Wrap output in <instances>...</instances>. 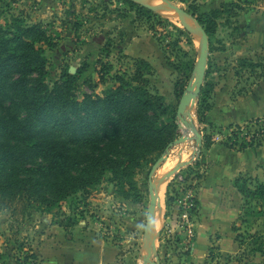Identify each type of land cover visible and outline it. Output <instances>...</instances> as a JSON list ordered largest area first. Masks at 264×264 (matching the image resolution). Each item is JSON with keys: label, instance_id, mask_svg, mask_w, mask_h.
Here are the masks:
<instances>
[{"label": "rangeland", "instance_id": "374dc122", "mask_svg": "<svg viewBox=\"0 0 264 264\" xmlns=\"http://www.w3.org/2000/svg\"><path fill=\"white\" fill-rule=\"evenodd\" d=\"M167 1L196 20L200 18L207 25L216 27V33L208 37L204 83L207 81L212 85L210 104L212 108L218 105L222 109L221 123L225 125L210 123L209 113L208 123L200 125L196 116L199 99L191 112L193 118L188 113L184 116L187 124L177 115L183 96L178 97L175 86L182 72L189 76L186 88L194 81V73H190L189 68L195 66L202 44L197 32L180 24L183 22L180 19L174 22L159 13V18L152 17L146 10H136L121 0H0V28L8 29L15 18H21L28 26L40 23L48 31L51 42L57 46L53 49L43 46L48 60L44 84L54 90L57 84L65 82L63 74L78 76V80L67 86L62 95L65 99L70 95L73 97L72 102L77 107L75 112H80L77 104L84 108L87 96L104 97L117 88V78H123L130 86H139V82L132 79L139 59L126 57L121 47L133 37L134 32L141 33L145 42L153 36L160 50L150 41L145 45L144 51L155 55L145 76V86L151 94L163 98L164 106L168 108L164 122L177 127L170 154L166 152L161 157L168 160L158 170L166 164L171 167L179 157L185 158L177 161L182 163L174 169L181 168L164 182L163 223L160 231H151L150 247L146 242L150 179L157 183L158 170L153 173V168L161 158L153 166L135 171L134 180L142 199L137 200L133 193H123L114 187L112 176L106 173L87 199L82 193L65 199L53 214H45L35 204L30 207L17 204L0 212V264H45L46 261L47 264H87L101 254L84 252L92 247L105 251L104 262L107 264H264L263 202L245 208L242 204L238 234L246 238V244L236 257L225 258L220 253L218 236L212 238L206 259L198 263L192 256L197 242L200 212L197 201L202 180L215 165L206 160L205 137L211 135L214 144L226 145L236 132L239 138L232 141L236 149L252 140L261 142L264 149V133L256 135L263 128L256 124L257 119L241 122L253 115L252 108L261 107L264 113V85L256 89L264 84V0ZM151 2L164 10L161 5ZM192 8H195V13ZM202 27L205 30V26ZM242 60H248L249 64L244 66ZM82 70L86 71L82 74ZM2 92H6L15 103L20 98V103L23 102L22 93L13 95L8 89ZM9 100L0 96V156H17L12 164L14 168L34 167L38 159L27 155L24 148L9 147L15 144L9 138L11 130H5L6 126L12 119L21 121L28 118L25 106H14ZM260 119L264 122V117ZM237 126L241 127L240 131ZM195 130L202 136V147L198 145ZM62 137L70 139L69 134ZM185 138L188 140L184 141ZM7 139L10 143L6 147L3 143H8ZM181 140L182 143L175 144ZM210 158L220 165L233 164L231 167L234 169L243 162L240 154H221L215 149ZM187 163L190 164L184 167ZM246 180L251 188L260 183L258 179ZM167 193L172 198L168 207L165 205ZM75 212L84 214V219L79 220L68 233L57 223L60 218L54 214L68 217ZM250 235H259L262 240L252 241ZM41 248L45 259L38 254ZM256 249L257 252L254 251Z\"/></svg>", "mask_w": 264, "mask_h": 264}, {"label": "trees", "instance_id": "16d2710c", "mask_svg": "<svg viewBox=\"0 0 264 264\" xmlns=\"http://www.w3.org/2000/svg\"><path fill=\"white\" fill-rule=\"evenodd\" d=\"M121 1L136 10H146L152 17L160 16L137 3ZM191 10L195 13V8ZM197 20L205 26L208 37L216 33L215 26L207 25L200 18ZM26 23L24 19L15 18L8 29L0 28V96L10 99L6 92H2L6 89L13 95L23 94L22 103L21 98L17 103L12 99L9 101L14 106H25L28 118L10 120L5 130H11L12 137L9 138L15 144L9 147L24 148L27 155L38 160L34 167L14 168L12 164L17 156H0V212L17 204L24 207L35 204L45 214H53L65 199L80 193L87 199L106 173L112 176L114 187L123 193H133L137 200L142 199L134 180L135 171L156 164L177 137L176 125L164 122L168 108L164 106L163 98L151 94L145 86L150 64L141 59L137 61L132 79L139 82V86H130L123 78H117V88L104 97L87 96L84 108L77 104L80 112H75L77 107L72 102L73 97L70 95L65 99L62 95L78 76L63 74L65 82L57 84L54 90L44 84L48 60L43 46L53 49L57 45L51 42V36L42 24L28 26ZM241 63L244 66L249 64L248 60ZM256 67L260 68L259 65ZM85 71L82 70V74ZM189 72H194V66ZM186 73L182 72L175 86L179 98L188 84ZM212 89L206 81L199 97L196 116L202 126L208 123L207 114L212 110ZM256 124L263 127L256 135H263L264 122L257 119ZM237 129L240 131L241 127L237 126ZM67 134L69 140L62 137ZM233 138L238 139L239 134L234 132L226 144L232 150L263 147L261 142L252 140L236 149ZM7 142L3 146L7 147L10 141L7 139ZM214 143L213 137L207 135L204 149L208 151ZM234 185L244 198L243 208L264 203V182L251 188L248 180L242 177L236 179ZM171 201L167 193L166 207ZM83 215L75 212L68 217L63 214H54V217L60 218L57 223L69 233L79 220L84 219ZM248 215L251 214L248 212ZM249 239L262 240L259 235H250ZM237 240L241 247L246 244L242 234L237 235Z\"/></svg>", "mask_w": 264, "mask_h": 264}, {"label": "crops", "instance_id": "0c3cea01", "mask_svg": "<svg viewBox=\"0 0 264 264\" xmlns=\"http://www.w3.org/2000/svg\"><path fill=\"white\" fill-rule=\"evenodd\" d=\"M149 41L152 43V45L159 49V45L153 36H150L145 42L143 41L141 33L134 32L133 37H130V39L126 41L124 45H122V54L129 58L131 57L133 59L145 60L151 65V63L154 62L153 56L155 55L151 51H144L145 45L146 43H149ZM263 85L264 84L261 83L258 87H256V89H260ZM251 111L253 115L251 117L245 118L241 122L264 117L261 107L252 108ZM221 113H223L222 109H219L218 105H215L209 112V122L221 125L223 123H221V121H223ZM214 149L219 151L221 154H226L229 152L238 155L240 154L243 157V162L235 169L231 167L233 164L230 163L220 165V163H216V160L212 161L210 158V155ZM263 151V147L248 148L243 151H238L235 149L232 150L226 145L222 144H214L207 151L206 160L213 162L215 165L211 171H208L205 179L202 180L201 193L197 201L198 206H200V212L197 222L198 229L196 248L193 251L192 256L197 260L198 263L207 258V254L211 246V240L214 238V236L219 237L217 245L220 246V253L225 258L236 257L239 254L241 246L237 240L238 223L240 220V213H242V204L244 205V198L236 189L234 182L236 179L242 177L245 179H258L260 183L264 182ZM176 157L177 156H175V158ZM68 239L72 241L70 237ZM201 240L203 241L202 244ZM84 252L92 254L101 253L98 258L92 259L87 264H107L104 262L106 256L104 250L92 247L91 249ZM38 254L43 256V259H45L43 248L39 250ZM117 254L118 253H116V255ZM45 264H47V261Z\"/></svg>", "mask_w": 264, "mask_h": 264}, {"label": "water", "instance_id": "95a60500", "mask_svg": "<svg viewBox=\"0 0 264 264\" xmlns=\"http://www.w3.org/2000/svg\"><path fill=\"white\" fill-rule=\"evenodd\" d=\"M134 3H137L149 10H151L150 8H148L145 4H142L140 2H138L137 0H128ZM161 7L172 12L175 14H178L180 16H182L183 18H185L186 20L192 22L193 27L195 28L197 34L200 36V38L202 39V44L200 46V50L198 52V56H197V60L194 66V81L191 82L188 87L186 88L182 100L178 106V110H177V115L178 117L182 120V122L184 124H187V122L184 120V116L186 115V113H188L189 117L192 118V110L194 109L196 102L198 101L200 95H201V90L203 88L204 85V81H205V77H206V66H207V61H208V51H209V38L206 34V31L203 29V27L197 22V20L190 14H188V12H186L185 10H182L174 5H172L170 2H168L167 0H161ZM153 11V10H151ZM154 12V11H153ZM195 135L197 136V141H198V145L199 147H202V136L199 133V131L195 130L194 131ZM188 140L187 138H185V141ZM183 140L181 141H176L175 144H179L182 143ZM174 146V144L170 145L169 149L167 150V155L170 154V150L171 148ZM168 158L166 159L165 157L161 158L158 163L156 164V166H154L153 168V173L156 172V170H158L159 166L162 165L165 161H167ZM190 163H187L183 166H188ZM181 167H177L175 170H179ZM174 170V171H175ZM170 172V174L168 175V177L160 180V182L154 183L152 181V179H150V191H151V201H150V208H149V228L147 231V246L150 247L151 245V231L153 228V222H154V211L156 210L157 207V203H158V196L156 194V192L161 188V186L164 184V182L166 181L167 178L170 177V175L174 172Z\"/></svg>", "mask_w": 264, "mask_h": 264}, {"label": "bare ground", "instance_id": "6f19581e", "mask_svg": "<svg viewBox=\"0 0 264 264\" xmlns=\"http://www.w3.org/2000/svg\"><path fill=\"white\" fill-rule=\"evenodd\" d=\"M138 2L142 3V4H145L148 8H150L151 10H153L156 14L159 13L161 14L162 16H166L168 17L169 19H171L172 21L176 22L180 19V21H183V22H179L180 24H185V26H187L189 29H193L195 30V28L193 27L192 25V22L186 20L185 18H183L182 16L178 15V14H175L176 16L172 15L171 13H168L165 9H161L157 6H155L151 1H153L154 3L156 4H159L161 5V0H137ZM178 18V19H176ZM196 31V30H195ZM193 118V116H192ZM185 141V140H184ZM183 152V151H182ZM186 151H184L183 153H185ZM180 153V152H179ZM186 154V153H185ZM178 157V156H177ZM185 160V158L183 157H179L176 159L175 163L170 167L166 165L162 166V168H160L158 171H157V184L160 182V180H162L161 178H166L168 173L170 174L171 171H173L172 169L175 168L176 166H178L179 162L177 161H181V160ZM173 160V159H172ZM185 162V161H184ZM170 165V164H169ZM156 174V175H157ZM163 178V179H164ZM155 183V182H154ZM165 186H166V183H164L161 188L156 192L157 196H158V203H157V207H156V210L154 211V215H153V218H154V222H153V228H152V231L157 233L158 230L160 229V227L162 226V223H163V210H164V194H165ZM155 230V231H154ZM160 231V230H159ZM155 236V235H154Z\"/></svg>", "mask_w": 264, "mask_h": 264}]
</instances>
